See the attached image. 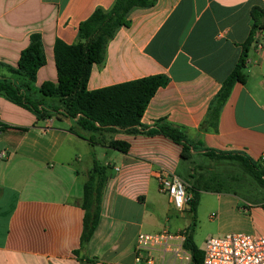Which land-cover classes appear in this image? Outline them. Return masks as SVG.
<instances>
[{"label": "crops", "instance_id": "crops-1", "mask_svg": "<svg viewBox=\"0 0 264 264\" xmlns=\"http://www.w3.org/2000/svg\"><path fill=\"white\" fill-rule=\"evenodd\" d=\"M113 2L0 0V62L17 66L31 35L38 33L46 62L35 85L57 82L56 41L75 43L80 23ZM254 5L264 7V0H156L151 7L133 9L130 23L108 42L104 62L92 66L87 89L164 74L169 81L150 99L141 118L144 125L163 118L185 129L192 142L260 161L264 30L248 51L246 82L234 84L216 126L201 128L212 99L239 60ZM0 122L7 125L0 130V264H192L182 252L161 247L144 251L137 261L135 245L141 232L186 231L192 222L190 205L177 209L161 190L157 174L164 168L186 179L194 159L207 158L202 152L185 160L182 146L161 133L104 129L82 137L70 130L72 119L38 120L3 95ZM91 137L93 142L87 139ZM112 139L127 141L128 151L110 147ZM95 160L110 165L111 174L100 220L82 247L84 184ZM201 193L215 194L224 231L264 234V196L242 200L231 191Z\"/></svg>", "mask_w": 264, "mask_h": 264}, {"label": "trees", "instance_id": "trees-1", "mask_svg": "<svg viewBox=\"0 0 264 264\" xmlns=\"http://www.w3.org/2000/svg\"><path fill=\"white\" fill-rule=\"evenodd\" d=\"M155 3L156 0H114L109 8L97 7L80 23L78 40L75 43H66L61 39L56 41L54 53L58 81H46L40 87L35 85L36 74L45 64L46 57L40 34H32L29 45L21 52L17 66L0 62V95L30 109L38 120L52 116L72 119L74 124L70 130L82 137H86L84 133L92 134L104 129L164 134L182 146L183 159L193 161V154L202 152L214 162L222 159L236 160L246 173L264 186V159L254 161L244 153L206 148L200 142L190 141L185 129L163 118L153 126H146L141 122L152 96L159 87L168 83L169 78L166 75L154 74L95 90L87 89L92 66L104 62L108 42L121 26L130 23V12L136 8L151 7ZM250 14L252 26L242 44V53L212 99L202 129L216 126L221 107L227 101L234 84L246 82L244 69L248 51L255 43L257 34L264 30V7L254 5ZM5 127L7 125L0 122V130ZM87 139L92 141V137ZM108 145L122 152L129 149V143L120 139H112ZM193 171L195 173H189V187L187 186L188 191H192L189 202L192 222L186 229L184 247L191 253L192 264H203L204 250L194 240L200 193L202 190L229 191V188L209 186L205 181L207 170L204 167H196ZM110 174V165H103L95 160L85 181L82 204L84 219L80 240L82 247L89 242L100 220L103 190Z\"/></svg>", "mask_w": 264, "mask_h": 264}, {"label": "built area", "instance_id": "built-area-1", "mask_svg": "<svg viewBox=\"0 0 264 264\" xmlns=\"http://www.w3.org/2000/svg\"><path fill=\"white\" fill-rule=\"evenodd\" d=\"M157 178L161 190L170 196L173 205L183 210L192 199L186 181L164 168L158 172ZM185 239L186 231L172 232L164 229L158 233L141 232L136 238V259L142 261L141 254L144 251L157 247L174 250L177 254L182 252L187 259H191L188 255L190 252L184 247ZM147 261L152 263V258L148 257ZM203 264H264V234L233 231L209 236L205 241Z\"/></svg>", "mask_w": 264, "mask_h": 264}, {"label": "rangeland", "instance_id": "rangeland-1", "mask_svg": "<svg viewBox=\"0 0 264 264\" xmlns=\"http://www.w3.org/2000/svg\"><path fill=\"white\" fill-rule=\"evenodd\" d=\"M192 166V173H195L193 169L196 167L206 168L205 181L208 182L209 186L220 189L229 188V191L236 193L242 200L245 198L255 200L264 196V186L258 184L252 176L246 173L239 161L222 159L214 162L209 158L203 160L198 158L194 159ZM188 178H184L186 182L189 181ZM187 186L189 187L188 183ZM214 195L212 193H200L199 196L194 240L197 246L203 250L205 241L209 236H220L229 231H236L232 229L223 230L225 225L223 226L218 219Z\"/></svg>", "mask_w": 264, "mask_h": 264}]
</instances>
